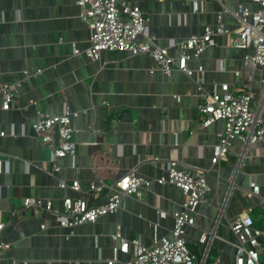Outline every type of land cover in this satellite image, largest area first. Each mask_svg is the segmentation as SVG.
I'll return each instance as SVG.
<instances>
[{"label":"crops","instance_id":"crops-1","mask_svg":"<svg viewBox=\"0 0 264 264\" xmlns=\"http://www.w3.org/2000/svg\"><path fill=\"white\" fill-rule=\"evenodd\" d=\"M123 1L142 10L149 34L171 55L175 44L203 34L206 26L232 33L239 25L235 0ZM76 2L0 0V83L17 86L9 110L1 109L0 96V241L11 243L0 264H105L113 257L117 232L144 246L170 237V214L180 209L184 194L154 181L166 174L170 160L206 173L207 200L197 209L196 226L186 227L184 234L195 264H235L237 238L230 222L248 213L254 227L264 230V144L234 139L227 158L212 164L223 123L201 127L197 107L219 84H237L253 92L252 106L261 108L264 118V67L246 68L243 59L252 49L230 46L228 34L217 35L216 44L188 64L194 71L203 68L201 91L196 76L178 70L164 75L146 54L114 50L92 60L84 53L90 30ZM65 106L79 112L71 119L76 155L60 159V170L53 174L51 150L31 125L37 112L59 115ZM132 169L153 180L142 199L126 196L116 212L95 222L68 230L46 212L23 208L25 198L50 201L57 210L66 198L105 204L107 191L97 198L85 191L92 183L114 184ZM60 180H77L80 191L60 188ZM251 182L258 194H250ZM157 210L168 215L161 218ZM209 232V243L202 244L201 235ZM259 242L264 246L263 237ZM260 258L264 261V248Z\"/></svg>","mask_w":264,"mask_h":264},{"label":"built area","instance_id":"built-area-1","mask_svg":"<svg viewBox=\"0 0 264 264\" xmlns=\"http://www.w3.org/2000/svg\"><path fill=\"white\" fill-rule=\"evenodd\" d=\"M237 9L234 16L238 20L235 32L224 31L221 27L204 28L201 35H191L177 44L176 54H169L168 48L156 43V37L149 34L147 19L137 6L123 0H77L80 9L79 18L90 30L89 46L84 51L92 60H99L105 51L121 50L135 56L146 54L152 58L157 68L169 76L178 70L187 76L198 80V90L201 91L203 68L197 70L189 68V62L198 58L208 47L216 44L215 37L219 34L229 35V45L239 49H252L243 59L246 68L264 67V0H235ZM247 4L256 6L255 10ZM193 9L198 10V2H193ZM74 53L79 50L74 46ZM154 69L149 70L153 74ZM24 76L29 75L24 71ZM37 73V72H36ZM240 71H234L236 78ZM264 88V79H263ZM17 86L7 82L0 83L1 109L9 110L14 103ZM253 92L239 90L237 84L221 83L214 92L203 96V101L197 107V120L203 128L215 122L223 123L222 130L217 134L218 141L213 148L211 159L216 164L227 158L232 141L240 139L246 143L264 144V118L261 108L252 106ZM79 112L70 110L65 106L59 115L37 112L32 122L34 130L40 141L52 153V172H59V160L64 157L74 158L76 155L75 133L71 119L77 117ZM55 127L58 128V140H55ZM4 133L1 132L0 136ZM160 185H173L184 194L180 209L173 212V228L170 237L156 239L150 246H144L138 239L123 238L118 232L112 236L114 240L113 257L105 260V264H195L196 256L188 249L184 237L185 228L196 226L195 216L200 205L207 200L209 187L206 173L199 168H187L176 160L166 164V174L154 180ZM152 179L140 176L136 169L127 172L114 184L92 183L85 191L86 195L97 198L101 192L107 191L108 200L102 205H89L85 198L63 201L61 210L53 208L50 201L25 198L24 209H33L36 212H46L63 229L72 230L84 223H92L109 213L116 212L124 197L132 196L138 200L143 197V190L148 189ZM60 188H71L80 191L77 180H60ZM250 194H258L259 187L255 182L250 183ZM264 201V200H263ZM159 217L168 214L157 210ZM254 218L248 213H242L230 222V229L237 238L235 244V264H264L260 258V251L264 248L259 237L264 238V230L254 227ZM4 226L0 223V229ZM40 229H46L42 224ZM204 233L200 237L202 244H208L209 235ZM11 248V243L0 241V260ZM119 254L129 256L127 261H121ZM13 264H18L13 262Z\"/></svg>","mask_w":264,"mask_h":264},{"label":"water","instance_id":"water-1","mask_svg":"<svg viewBox=\"0 0 264 264\" xmlns=\"http://www.w3.org/2000/svg\"><path fill=\"white\" fill-rule=\"evenodd\" d=\"M55 132H56V134H55V140L57 141L58 140V128L57 127H55Z\"/></svg>","mask_w":264,"mask_h":264}]
</instances>
